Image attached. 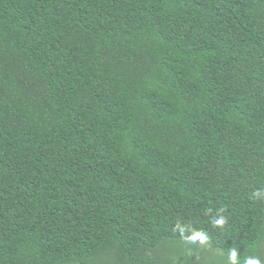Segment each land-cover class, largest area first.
<instances>
[{
  "label": "trees",
  "instance_id": "16d2710c",
  "mask_svg": "<svg viewBox=\"0 0 264 264\" xmlns=\"http://www.w3.org/2000/svg\"><path fill=\"white\" fill-rule=\"evenodd\" d=\"M260 190L264 0H0V264H264Z\"/></svg>",
  "mask_w": 264,
  "mask_h": 264
},
{
  "label": "clouds",
  "instance_id": "9594fccd",
  "mask_svg": "<svg viewBox=\"0 0 264 264\" xmlns=\"http://www.w3.org/2000/svg\"><path fill=\"white\" fill-rule=\"evenodd\" d=\"M253 197L257 199L264 198V190L256 191L253 194ZM225 210L226 209L223 207L219 209L220 212H224ZM226 223L227 221L224 216H219L218 218H214L212 220V224L215 227L223 228ZM180 231L183 232V229L181 228ZM190 239L195 240L197 243L204 246L206 245V242L209 239V237L206 232L198 230L193 233ZM238 256H239L238 249L236 247L230 248L228 252L227 264H240ZM243 264H262V261L260 257L258 256L257 257H246L243 260Z\"/></svg>",
  "mask_w": 264,
  "mask_h": 264
},
{
  "label": "rangeland",
  "instance_id": "374dc122",
  "mask_svg": "<svg viewBox=\"0 0 264 264\" xmlns=\"http://www.w3.org/2000/svg\"><path fill=\"white\" fill-rule=\"evenodd\" d=\"M173 254H175V253L173 252ZM211 256H213V254H211V255L210 254H206L204 257L208 258V257H211Z\"/></svg>",
  "mask_w": 264,
  "mask_h": 264
}]
</instances>
